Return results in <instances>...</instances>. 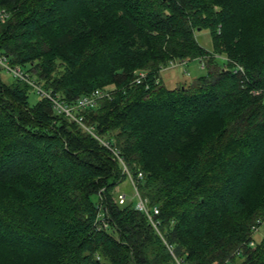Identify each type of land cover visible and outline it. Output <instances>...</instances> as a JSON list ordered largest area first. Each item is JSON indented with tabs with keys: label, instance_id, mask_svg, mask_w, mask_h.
Listing matches in <instances>:
<instances>
[{
	"label": "trees",
	"instance_id": "trees-1",
	"mask_svg": "<svg viewBox=\"0 0 264 264\" xmlns=\"http://www.w3.org/2000/svg\"><path fill=\"white\" fill-rule=\"evenodd\" d=\"M2 9L0 51L45 92L72 106L114 87L78 116L120 153L161 235L138 196L119 202L128 177L113 152L47 97L32 105L33 87L0 69V264H264V237L249 244L264 219V0ZM197 59L207 74L189 88L157 84Z\"/></svg>",
	"mask_w": 264,
	"mask_h": 264
},
{
	"label": "built area",
	"instance_id": "built-area-1",
	"mask_svg": "<svg viewBox=\"0 0 264 264\" xmlns=\"http://www.w3.org/2000/svg\"><path fill=\"white\" fill-rule=\"evenodd\" d=\"M10 18V14L8 13L7 10L2 9L0 10V24L4 23ZM172 66H178V65H172ZM0 69L2 71H5L7 74H9L13 79L20 80L23 82L28 83L33 89L38 91L42 96L47 97L52 103L54 108L61 114H64L67 118L77 122L85 131H87L89 134H91L93 137H95L97 140H99L105 147L109 148L113 154L119 159L121 165L124 167L123 173L127 175L128 180L132 184L133 188L135 189V195L139 197L138 194V188H137V183L133 175H131L130 170L128 166L125 164V162L122 160L120 153L113 149L108 142L105 140L101 139L99 137L95 130L92 127H89L85 124L83 117L78 116V114L85 109H90L94 108L98 105L99 101L108 98L110 99L112 97V91H106V90H97L93 95L91 96H86L78 100V102L75 105H67L63 103L58 97H53L51 94L45 92L36 82L35 80L31 79L30 74L26 71L21 66L18 65H13L12 62L10 61L9 56L5 55L2 51H0ZM241 70V68H240ZM148 76V73H140V76H138L135 79L136 84H141L144 79H146ZM143 177L142 173L138 174V178L141 179ZM128 201L127 195L126 194H120L119 195V202L121 204H125ZM137 208L141 211H143L151 225L154 227V229L161 235V230H160V223L159 221L155 218L157 215H159V209L157 207H154L153 209H150L147 206V202L144 201L139 197V201L137 204ZM259 223H264V219H258L255 224ZM259 230L258 226H253L252 227V240L250 241V246L255 245V239H254V234H256Z\"/></svg>",
	"mask_w": 264,
	"mask_h": 264
},
{
	"label": "rangeland",
	"instance_id": "rangeland-1",
	"mask_svg": "<svg viewBox=\"0 0 264 264\" xmlns=\"http://www.w3.org/2000/svg\"><path fill=\"white\" fill-rule=\"evenodd\" d=\"M197 40L199 41V43L204 48H206L207 50H211L212 39H211V33L208 30L198 32L197 33ZM53 51L54 50H52V52ZM46 57H49V55L47 54ZM184 65L171 66L167 69L162 70V72L160 73L161 79L159 80V82L157 84H161L170 90H175V89H178L182 86L189 88L196 79L203 77L207 74V69L204 68V65L198 59L192 60V61L186 60V63ZM144 72L148 73L146 71H140V73H144ZM140 73L137 75V77L140 76ZM1 76H2V79L7 83H10L13 81V78L9 74H7L5 71L1 72ZM104 90L112 91V90H114V87L108 86V87L104 88ZM29 95H30L29 100H30V103L32 105L36 104L40 99V96H39L38 92L35 91V89L31 90ZM121 167H122V171H123L124 167L122 165H121ZM130 173H131V170H130ZM122 175H123V172H122ZM131 175H133V174L131 173ZM255 183L256 182H253V184H255ZM251 187H253V186H251ZM255 187L256 186H254L253 189ZM118 190L120 192L119 195L120 194H126L127 198L129 200H131L132 198H134L136 196L135 191H134L132 185L129 183L128 180L124 181L119 186ZM135 201L137 202L136 199H135ZM254 225L258 226L259 230L256 234H254L253 237L255 239V242H259L264 237V223L263 224L259 223V224H254Z\"/></svg>",
	"mask_w": 264,
	"mask_h": 264
}]
</instances>
